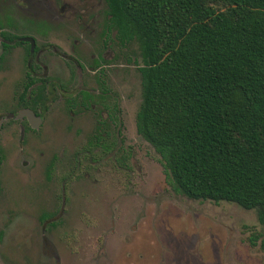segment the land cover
Instances as JSON below:
<instances>
[{
    "label": "rangeland",
    "instance_id": "obj_1",
    "mask_svg": "<svg viewBox=\"0 0 264 264\" xmlns=\"http://www.w3.org/2000/svg\"><path fill=\"white\" fill-rule=\"evenodd\" d=\"M64 1L71 6L57 24V41L68 54L51 59V75L70 92L97 91L94 74L102 72L120 103L129 168L106 159L75 162L95 116L68 110L64 93L37 130L21 135L23 120L5 114L23 81L22 52L6 56L0 65V264H264V252L249 241L264 228L255 210L176 192L159 155L136 132L138 44H103L104 0ZM26 7L23 0H0V19L23 22L31 17ZM42 213L49 215L44 222Z\"/></svg>",
    "mask_w": 264,
    "mask_h": 264
},
{
    "label": "trees",
    "instance_id": "obj_2",
    "mask_svg": "<svg viewBox=\"0 0 264 264\" xmlns=\"http://www.w3.org/2000/svg\"><path fill=\"white\" fill-rule=\"evenodd\" d=\"M105 2L108 29L138 44L136 132L168 184L253 209L264 225V0ZM249 241L264 252V228Z\"/></svg>",
    "mask_w": 264,
    "mask_h": 264
},
{
    "label": "flooded vegetation",
    "instance_id": "obj_3",
    "mask_svg": "<svg viewBox=\"0 0 264 264\" xmlns=\"http://www.w3.org/2000/svg\"><path fill=\"white\" fill-rule=\"evenodd\" d=\"M12 1L19 5L20 0ZM23 1L30 4V7H26V9L28 14H31L30 18L24 20L25 22L12 20L2 22L0 19V65L6 56L16 57L19 50L22 52L21 64L23 65V81L16 86V94L12 97L10 107L5 114L6 118L23 120L25 126H20L21 135L28 129L34 132L41 126L45 112L58 99H61V94L64 93L68 110L73 112L76 108L89 109L95 116L93 127L87 134L84 145L74 154L75 162H80L81 157L90 159L92 163L106 159L119 168L128 169L129 165L126 167L128 164L126 160L118 159L122 155L124 156L126 151L130 153L128 158L131 155L130 149L128 150L124 144V138L121 137L120 103L102 78V72L96 73L95 65L90 67V72L96 73L94 78L98 85L97 91H89L80 87V89L70 92L67 85L62 83L56 74L51 75V59H56L58 53L68 54L62 50V45L57 41V34H59L57 24L62 21L61 17L67 10L65 8L71 4L66 1L62 2V0ZM55 5L58 6L57 11ZM84 11L87 10L84 9ZM7 17L14 18L11 15ZM108 26L106 5V11L102 15L103 44L116 41L119 46H124L117 40L115 30H109ZM110 33H112L113 41L109 38ZM74 61L76 64L78 63L76 59ZM14 124L8 123L12 127ZM105 144L114 145L113 151L103 152ZM118 148H121V152L117 150ZM3 159L0 149V168ZM52 170L53 162L50 161L45 166L47 178H50ZM48 217V214L42 213L39 220L44 222Z\"/></svg>",
    "mask_w": 264,
    "mask_h": 264
}]
</instances>
